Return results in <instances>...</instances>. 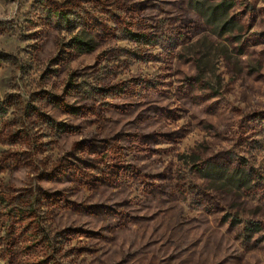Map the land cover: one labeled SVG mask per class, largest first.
<instances>
[{"label": "rangeland", "instance_id": "1", "mask_svg": "<svg viewBox=\"0 0 264 264\" xmlns=\"http://www.w3.org/2000/svg\"><path fill=\"white\" fill-rule=\"evenodd\" d=\"M229 14L0 0V264H264V0Z\"/></svg>", "mask_w": 264, "mask_h": 264}, {"label": "trees", "instance_id": "2", "mask_svg": "<svg viewBox=\"0 0 264 264\" xmlns=\"http://www.w3.org/2000/svg\"><path fill=\"white\" fill-rule=\"evenodd\" d=\"M189 3L193 9L200 16H202L205 22L214 24L219 28L220 32H231L233 28L237 26L235 20L229 14V10L234 6L235 0H219L216 3H209L206 0H189ZM53 16L56 17V20L59 22V24L64 26L65 30L70 34L67 43L70 51L76 53H85L94 49V39L85 31L83 23L78 17L75 15L72 16V13L60 10H57ZM132 36L134 38L133 40L135 41H140V38L144 37L143 35L138 34ZM3 56L6 57L7 55L4 53ZM69 85L72 86L71 83H69L68 86ZM225 176L223 177L226 178V180L237 186H241L249 181L250 175L245 172L242 174L240 172H233ZM246 229L250 230L251 228L246 227ZM256 229H258V227Z\"/></svg>", "mask_w": 264, "mask_h": 264}]
</instances>
